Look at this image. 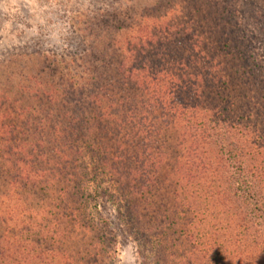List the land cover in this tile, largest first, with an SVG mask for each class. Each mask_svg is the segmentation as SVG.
<instances>
[{
  "label": "trees",
  "instance_id": "trees-1",
  "mask_svg": "<svg viewBox=\"0 0 264 264\" xmlns=\"http://www.w3.org/2000/svg\"><path fill=\"white\" fill-rule=\"evenodd\" d=\"M206 1L106 12L81 75L1 89L0 264H102V201L152 264H264V69L235 0Z\"/></svg>",
  "mask_w": 264,
  "mask_h": 264
},
{
  "label": "rangeland",
  "instance_id": "rangeland-1",
  "mask_svg": "<svg viewBox=\"0 0 264 264\" xmlns=\"http://www.w3.org/2000/svg\"><path fill=\"white\" fill-rule=\"evenodd\" d=\"M159 1L162 0H0V93L29 75H81L102 39L99 29L104 13L117 15L127 25L131 15L140 9L164 11L163 2L159 9L155 8ZM235 3L254 33L264 69V0ZM209 8L200 7L198 14ZM52 61H57V65L47 68ZM97 210L109 220L116 236V243L102 264H152L150 245L146 249L137 247L131 226L118 217L110 203L102 201Z\"/></svg>",
  "mask_w": 264,
  "mask_h": 264
}]
</instances>
